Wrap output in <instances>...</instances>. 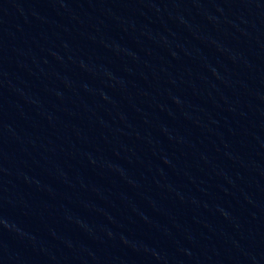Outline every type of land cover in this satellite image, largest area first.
<instances>
[{
	"label": "water",
	"instance_id": "water-1",
	"mask_svg": "<svg viewBox=\"0 0 264 264\" xmlns=\"http://www.w3.org/2000/svg\"><path fill=\"white\" fill-rule=\"evenodd\" d=\"M0 264H264V0H0Z\"/></svg>",
	"mask_w": 264,
	"mask_h": 264
}]
</instances>
